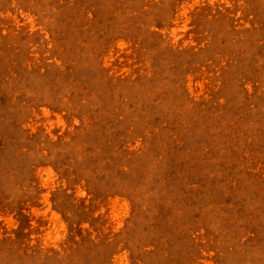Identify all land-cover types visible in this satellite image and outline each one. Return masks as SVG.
<instances>
[{"label": "rangeland", "instance_id": "374dc122", "mask_svg": "<svg viewBox=\"0 0 264 264\" xmlns=\"http://www.w3.org/2000/svg\"><path fill=\"white\" fill-rule=\"evenodd\" d=\"M0 264H264V0H0Z\"/></svg>", "mask_w": 264, "mask_h": 264}]
</instances>
